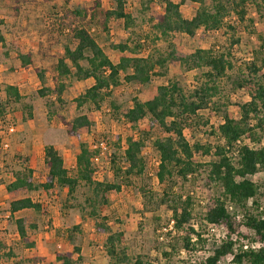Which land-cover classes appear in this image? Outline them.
<instances>
[{
    "label": "trees",
    "instance_id": "16d2710c",
    "mask_svg": "<svg viewBox=\"0 0 264 264\" xmlns=\"http://www.w3.org/2000/svg\"><path fill=\"white\" fill-rule=\"evenodd\" d=\"M26 1L12 0L15 14L20 10L19 5ZM105 1H109L110 8L104 7ZM127 1L93 0L89 7L71 8L68 0H63V6L56 10L54 0H41L50 8L41 16L44 25L37 30L36 55L40 62L48 58L53 62L47 68H37L33 53H16L19 71L32 70L39 80L41 88L36 91L38 97L53 98L62 103L61 97L73 81L91 80L92 84L73 99L74 107L77 110L85 107L100 111L107 103L113 119L121 118L129 125L131 134L123 144L117 139L116 150L109 157L108 173L112 180L95 178L99 166L94 159L100 154L96 144L80 142L72 168L65 166L63 158L52 145H46L42 150L45 178L35 182L34 170L29 167L28 158L23 157L20 159L22 166L19 165L8 175L11 182L5 185V190L8 193L41 191L49 195L58 188L65 190L67 197L72 199L79 186L87 187L90 194L83 203L64 206L75 208L93 220L95 233L104 237L103 250L108 264H149L140 258L130 262L123 246L124 234L111 231L107 224L109 217L100 213V209L108 204L109 194L131 187L133 180H141L148 174L149 165L143 150L149 142L158 155L153 170L161 187L155 208L162 205L170 212L166 223L161 226L173 222L176 239L182 241V250H191L192 234L201 240L203 232L207 233L206 224L222 225L227 233L226 241L206 258V264H217L229 254H232L231 264H264V193L261 191L262 184L248 178L260 172L264 174V147L259 146L264 137V44L261 36L250 50L249 59L242 64L237 65L231 53L233 46L239 43L236 36L238 26H244L245 33L252 36L255 35L252 15L264 21V0H134L138 2L142 14L153 7H159V10L147 20L142 16L141 21L148 25L146 34L129 38L124 43L109 44V48L117 53V62L114 63L97 42L96 35L108 33L113 21H122L123 27L128 30L134 27L135 19L126 11ZM186 2L198 5L190 18H184L180 11ZM199 31H222L230 35L229 42L225 47L216 48L213 45L191 53L176 49V34L194 37ZM62 38H66L65 44H60ZM149 41H161L166 48L160 53H150L146 48ZM0 46L6 49L1 34ZM55 48L58 52H54ZM170 63H177L185 72H195L194 83L186 86L170 80L157 86L149 100L132 97L129 108L119 114L120 108L112 100L113 88L121 82L147 86L154 76H163ZM46 73H49V84ZM224 82L231 85L228 91L224 89ZM238 91L245 92L248 100L237 104L239 117L235 119L228 113V107L231 96ZM23 98L17 85L0 86V120H4ZM204 112L214 113L219 119L215 133L218 143L213 146L197 142L190 144L185 137L187 129L199 130L208 126V119L201 114ZM144 120L147 128L141 129L139 124ZM69 125L68 134L79 137L78 132L83 128L89 130L92 122L85 114H78ZM244 139L259 147L244 145ZM3 151L0 145V162ZM196 155L202 159L200 163L194 160ZM198 179H202L207 198L205 206L199 207V212L194 214L193 197L182 189ZM213 189L217 190L216 194ZM138 190L144 202L151 204L155 194L143 186ZM228 205L244 211L241 222L235 221V214L227 210ZM8 211L10 216L27 211L41 217L48 214L40 202L29 196L11 200ZM196 217L198 232L190 226ZM14 224L20 242L27 248H33L34 243L29 241L27 229H34L35 226H28L23 216L16 218ZM240 227L253 236L254 242L261 243V247L256 250L239 248L234 253V242L230 237ZM243 237L248 238L247 234ZM173 243L169 245L171 253L177 245ZM170 251L163 254L167 261ZM74 254H77L76 258H73ZM81 257L79 248H75L74 253H55L57 264H78L82 261ZM0 264H22L14 256L13 248L2 239ZM186 264L198 262L188 261Z\"/></svg>",
    "mask_w": 264,
    "mask_h": 264
},
{
    "label": "rangeland",
    "instance_id": "374dc122",
    "mask_svg": "<svg viewBox=\"0 0 264 264\" xmlns=\"http://www.w3.org/2000/svg\"><path fill=\"white\" fill-rule=\"evenodd\" d=\"M92 1L68 0V4L71 8L89 7ZM12 5V0H0V34L5 38L7 44L4 50L0 46V84H5V81L16 82L20 86L24 98L21 103L12 107L11 112L4 120H0L2 130L6 129L7 123H13L15 126L14 132L8 136L9 148L2 152L0 162V239L13 248L14 256L22 264H57L56 252L74 253L75 248H79L82 256V261H79L78 264H108V257L103 250L104 237L95 233L93 220L75 208L71 209L64 206V204L69 206V204L83 203L84 198L90 194L87 187L79 186L72 199L67 197L65 190L58 188L52 190L49 195L41 191L8 193L5 190V185L11 179L8 175L11 171L18 169L19 165L22 166L20 159L25 156L31 158L29 167L34 170V181L37 182L45 178L42 150L44 146L49 144L56 148L67 168H72L80 142L90 145L96 144L100 148L101 154L98 160L94 162L99 166L95 178L102 180V178L107 177L111 181L112 178L108 173L110 154L116 150L118 138L123 144L125 138L131 134L129 125L122 122L121 118L113 119L112 110L107 103L103 105L100 111L85 107L77 110L74 107L73 99L91 85V80L73 81L61 97L62 103H60L53 98H40L36 95V91L41 88L36 75L35 79L33 75H31L32 78L25 75L19 80L14 79V81L8 78L10 73L19 68V62L15 58L17 52L35 53L39 40L37 30L44 25L41 16L50 8L49 5L42 4L41 0H27L19 5L20 10L15 14ZM53 5L57 10L63 6V0H54ZM104 7L106 9L111 7L109 1L104 2ZM197 8V4L186 2L181 6L180 11L184 18H190ZM158 10L159 7H153L148 13L142 14L138 2L128 0L126 11L134 17V27L128 30L123 27L122 21H113L108 33H97V42L103 47L112 62H117V53L109 48V44L124 43L129 38H137L146 34L148 25L141 21L142 16L147 20ZM252 18L254 19L255 35L248 36L243 30L244 26L237 28L236 36L239 38V43L234 45L231 51L232 59L237 65L249 59L250 50L256 46L259 36H261L264 44V21L255 15H252ZM229 37V34H224L222 31L216 33L199 31L194 37L176 34L174 44L178 51L191 53L198 48L207 49L213 45L216 48L225 47L229 42ZM65 42L66 38H62L60 44H65ZM146 48L150 53L156 54L162 52L166 47L161 41L154 43L149 41ZM57 49L55 48L54 52H58ZM52 62L53 59L49 58L40 62L38 56H34V66L37 68H47ZM195 74V72L183 71L177 63H170L166 73L163 76H154L152 82L147 86L121 82L113 88L112 100L120 108L119 114H123L129 108L132 97L136 96L141 101L149 100L154 96L157 86L170 80L191 86L194 83ZM46 78V82L49 84V73L46 74ZM230 86L229 82H224L226 91L229 90ZM246 100L248 97L243 91L233 94L228 113L237 119L239 117L237 104ZM78 114H85L92 122V126L89 130L81 129L78 132L79 137H73L68 134L69 124ZM201 114L208 119V126L199 130L194 128L185 130L186 140L190 144L197 142L204 146L216 145L218 138L215 133L219 119L211 112ZM139 127L146 129L147 122L145 120L140 122ZM262 138L264 139V137ZM14 156H18V158ZM143 156L149 165L148 174L141 180H133L134 183L131 187L123 188L117 194H109L108 204L100 209V213L109 217L107 224L111 231H121L124 234L123 246L131 263L140 258L149 264H165L166 262L186 264L188 261L190 262V259L180 254L182 241L179 238L176 239L175 234L167 245H161L157 240L156 230L166 223L165 219L170 216V212L162 205L157 209L155 208L161 187L157 183L153 170L158 162V155L149 142L145 145ZM207 159L209 158L205 160ZM194 160L199 163L202 161L197 155ZM249 178L254 183L262 184L261 191L264 193V174L260 172ZM141 186L155 194L151 204L144 202L138 190ZM182 190L185 192L193 191L199 197L196 200L193 198L195 210L193 212L197 214L199 207L205 206V203L200 204V201L203 202L207 198L202 179H198L193 184H186ZM216 191L215 189L212 190L214 194ZM24 196H29L40 202L47 210L46 217H41L32 211L10 216L9 202ZM238 211L240 214L244 212L243 210ZM22 216L25 217L28 226H35L34 229H27L29 241L34 243L33 248L25 247L17 236L14 220ZM197 218L192 222L197 223ZM238 232L242 236L247 234L248 243L254 242L253 236L249 235L244 228L240 227ZM215 240L214 237H201V240H197L194 245H191L192 254L190 258L202 260L205 255L214 250ZM171 243L174 246L177 244L172 253L169 246ZM169 251L171 256L167 261L163 254ZM76 256L77 254H74L73 258ZM227 258L224 259L223 257L219 264H231Z\"/></svg>",
    "mask_w": 264,
    "mask_h": 264
},
{
    "label": "built area",
    "instance_id": "2783aa9c",
    "mask_svg": "<svg viewBox=\"0 0 264 264\" xmlns=\"http://www.w3.org/2000/svg\"><path fill=\"white\" fill-rule=\"evenodd\" d=\"M14 130H15V126H14L13 123H7V127H6L5 130H2L1 127H0V140H1L0 145H1V149L2 150H7L9 148L8 136L11 133H13ZM239 143L240 142L238 141L237 144H239ZM243 144L244 145H247L250 148H253V147H257L258 146V145L256 146L255 144L251 143L249 141V139H244L243 140ZM259 146L260 147H264V139L263 138L260 141ZM233 156H235V155H233ZM98 157L95 158L94 161H97L98 160ZM190 195L195 200L196 199H199V197H197L195 195V192H193V191L190 192ZM204 203H206V200H204L203 202L200 201V204H204ZM227 210L230 213L233 212L235 214L234 219H235L236 222H238V223L241 222V220H242L243 217H242V214H240L238 210L234 209L232 205H228L227 206ZM190 226L192 228H194V230L196 232H198V230H197V223H194V222L191 221ZM206 231H207V233H205V235L202 234L201 237H207V236L208 237H214L216 239L215 240L216 241L215 248H217L219 245H221V243L223 241H226L227 233H226L225 228L222 225L206 224ZM156 234H157V240H158L159 244H161V245H167L170 242L171 237L175 234V230L173 228V222L170 221L169 224L160 226L159 229L156 231ZM190 238H191L190 239V242L192 243V245H194L197 242V238H196L195 234H192L190 236ZM230 240L232 242H234V245H233V252L234 253H236L239 248H241L242 250H248V249L256 250V249L260 248L261 245H262L259 242L248 243V239L245 238V237H243L242 235H240L239 232H236L235 234L231 235ZM212 252L213 251L209 252L208 255H205L202 258V260H195V259L192 260L190 258L191 254H192V250H190L189 252H186L184 250H181L180 251V254L185 255V258L188 257L190 259V262H192V263H194V262L197 261L198 264H206L205 263V260H206L207 257H209V256L212 255ZM225 258H227L228 259V262L231 263V261H232V254L231 255L229 254V255L225 256L224 259ZM220 262H221V259L217 262V264H219Z\"/></svg>",
    "mask_w": 264,
    "mask_h": 264
},
{
    "label": "crops",
    "instance_id": "0c3cea01",
    "mask_svg": "<svg viewBox=\"0 0 264 264\" xmlns=\"http://www.w3.org/2000/svg\"><path fill=\"white\" fill-rule=\"evenodd\" d=\"M5 39V38H4ZM5 42H6V40H5ZM6 46H7V44H6ZM37 49H38V43H37V46H36V51H37ZM36 51H35V53L33 54L34 56H37L36 55ZM28 52V51H27ZM27 52H25V53H27ZM18 53V52H17ZM23 53V52H22ZM32 53V52H31ZM24 54V53H23ZM15 58H16V54H15ZM19 62V61H18ZM116 63V62H115ZM19 66V65H18ZM15 72H13V73H10L9 75H8V78L9 79H11V80H13L14 81V79L15 80H19V79H21V77L23 78V76H25V75H27L28 77H31V75H33V78L35 79V73H33V71L32 70H28V71H19V68L17 69V70H14ZM33 74H32V73ZM47 74V73H46ZM32 78V77H31ZM87 81H89V80H87ZM0 82H1V80H0ZM5 84H3V85H17L16 84V82L15 83H12V82H10V81H8V82H4ZM92 84V83H91ZM1 85V84H0ZM2 86V85H1ZM18 86V88H19V91H20V94H21V89H20V86L19 85H17ZM22 95V94H21ZM50 145V144H49ZM54 147V146H53ZM55 148V147H54ZM56 149V148H55ZM76 154H77V152L75 153V156H74V162H73V165L71 166V167H74V165H75V157H76ZM25 157H27L28 158V165H29V161H30V157L29 156H25ZM42 160H43V156H42ZM44 164V163H43ZM65 164V163H64ZM11 182V179L9 180V182H7V184L8 183H10Z\"/></svg>",
    "mask_w": 264,
    "mask_h": 264
}]
</instances>
